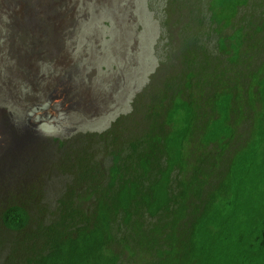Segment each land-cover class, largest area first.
Segmentation results:
<instances>
[{
    "label": "trees",
    "instance_id": "obj_1",
    "mask_svg": "<svg viewBox=\"0 0 264 264\" xmlns=\"http://www.w3.org/2000/svg\"><path fill=\"white\" fill-rule=\"evenodd\" d=\"M250 1L208 0V16L203 5L217 52L203 41L204 62L186 58L152 93L148 83L91 135L102 145L61 158L71 179L53 208L42 176L0 187V264H264V0L254 31L238 18Z\"/></svg>",
    "mask_w": 264,
    "mask_h": 264
},
{
    "label": "rangeland",
    "instance_id": "obj_2",
    "mask_svg": "<svg viewBox=\"0 0 264 264\" xmlns=\"http://www.w3.org/2000/svg\"><path fill=\"white\" fill-rule=\"evenodd\" d=\"M0 3V95L4 92L11 95L5 96L8 100L5 102L0 98V113L11 128L8 111L22 118L29 117L37 124L34 134L27 130L32 139L19 152L2 158L5 151H0V172L32 158L27 171L5 177L0 187L14 192L42 176L51 208L71 179L70 174L57 169L61 158L83 150L90 140H95L98 146L101 142L95 137L108 130L117 118L132 111L135 95L148 83L147 91L152 93L166 79L182 76L186 58L195 61L196 67L197 63L204 62L203 55L197 51L203 41L217 52L220 33L206 27L202 33L198 22L203 5L205 15H209L208 0H69L64 8L75 10V19L65 35V40L68 38L65 46L73 72L56 71L51 63L44 62L41 72L44 81L41 78L40 82L26 81L10 75L12 62L3 38L8 37L12 18L10 9L3 8L2 0ZM246 14L245 29L258 30L259 0L240 7L238 18ZM250 40L246 46L254 49ZM254 41L259 44L258 34ZM251 52L254 53H245L242 60ZM60 73L66 83L70 79L79 93L76 97L68 95L64 103L60 97L48 95L58 94L60 87L46 89L50 85L47 77L60 76ZM80 91L85 92L84 99L80 98ZM132 120L129 117L124 122L123 135L136 130ZM61 142L67 144L57 148Z\"/></svg>",
    "mask_w": 264,
    "mask_h": 264
},
{
    "label": "bare ground",
    "instance_id": "obj_3",
    "mask_svg": "<svg viewBox=\"0 0 264 264\" xmlns=\"http://www.w3.org/2000/svg\"><path fill=\"white\" fill-rule=\"evenodd\" d=\"M2 2L3 8L10 9L9 13L12 18L11 29L7 34L8 37L5 39L3 38L4 46L8 49L12 62L9 71L11 77L16 76L26 81L36 80L40 82V78L42 79L43 77L41 72L44 62L53 63L56 71H66L68 67L73 66L71 62H67V45L65 44V41L67 42L68 40V38L65 40V35L69 30V26L74 24L73 20L75 19L73 13L75 10L72 11L71 9L64 8L69 0H2ZM75 3L77 2L75 1ZM5 49L3 51H5ZM1 55L2 54H0V56ZM61 73L60 76L52 75L50 78H47L50 85L46 89L48 90L52 86L60 87V89H58V94H47L52 98L56 96L60 97V102L64 103L68 100V95H75L76 97L78 91H72L75 86H72L69 78L68 83H66V78ZM45 78L46 77H44V79ZM80 92V98L84 99L85 92ZM80 98H73V100L79 101ZM3 117L5 116L0 113L2 139L6 142L0 145V151L5 148L2 151H5L4 154L10 153V150H12L13 153L19 152L23 149L24 145L32 139L31 135L24 129L15 131ZM0 143H2L1 140Z\"/></svg>",
    "mask_w": 264,
    "mask_h": 264
},
{
    "label": "flooded vegetation",
    "instance_id": "obj_4",
    "mask_svg": "<svg viewBox=\"0 0 264 264\" xmlns=\"http://www.w3.org/2000/svg\"><path fill=\"white\" fill-rule=\"evenodd\" d=\"M66 54H67V62H70L68 49L66 50ZM51 64H52V66L55 69V66L53 65V63H51ZM11 66H12V64H11ZM73 67L74 66L68 67L66 71L69 72V73L73 72ZM57 71H59V70H57ZM51 76H52V74H51ZM47 78H50V77H47ZM72 91H77V89L74 87L72 89ZM5 96L11 97V95H9V93L4 92L2 95H0V98H1L2 102L8 101V100H6L7 97H5ZM7 113H8V116L10 118V122L12 124V129H14L15 131H20V130H23V129L24 130H30L32 132V134L35 133L37 124L35 122H33L29 117L22 118L20 116L15 115V114L13 115L11 111H8ZM32 134L30 133L31 137H32ZM2 138H3L2 126L0 125V140L2 142V143H0V145L4 144V142H6ZM10 151H11L10 153H7L8 155L14 154L12 152V150H10ZM5 155L6 154H3V156H5Z\"/></svg>",
    "mask_w": 264,
    "mask_h": 264
}]
</instances>
